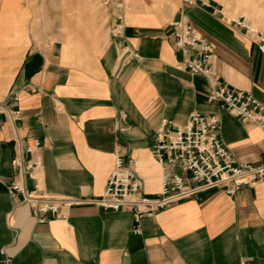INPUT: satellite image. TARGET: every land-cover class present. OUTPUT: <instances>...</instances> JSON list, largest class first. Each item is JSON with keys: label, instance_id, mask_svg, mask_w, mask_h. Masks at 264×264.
Segmentation results:
<instances>
[{"label": "crops", "instance_id": "crops-1", "mask_svg": "<svg viewBox=\"0 0 264 264\" xmlns=\"http://www.w3.org/2000/svg\"><path fill=\"white\" fill-rule=\"evenodd\" d=\"M117 1L0 0V104L19 111L0 113V264H264V181L197 192L142 216L137 233L128 209L82 203L40 221L8 192L38 183L56 197L98 198L119 150L138 194L152 196L163 170L154 132L193 110L219 117L236 162L264 161V128L207 101V79L175 67L172 34L174 21L192 24L218 79L264 105V54L233 22L247 14L264 30V0ZM125 51L136 53L128 63Z\"/></svg>", "mask_w": 264, "mask_h": 264}, {"label": "built area", "instance_id": "built-area-1", "mask_svg": "<svg viewBox=\"0 0 264 264\" xmlns=\"http://www.w3.org/2000/svg\"><path fill=\"white\" fill-rule=\"evenodd\" d=\"M103 1L119 5L117 0ZM186 1L192 3L196 0ZM218 11L222 14L220 9ZM233 22L253 37L257 48L264 54V30L252 26L245 16H239ZM122 26V16L117 14L113 34H121ZM172 34L174 45L182 54L175 67L207 79V101L232 112L241 120L264 128V105L249 90L233 88L218 79L211 66V45L192 24L176 20L172 23ZM189 50L192 51L191 56L187 55ZM129 54L136 56L135 52L125 51L121 56L122 63L130 61ZM0 113L14 119L19 117L18 110H10L1 104ZM220 128V119L216 114L196 110L191 111L182 124L161 119L150 145L151 156L163 168L159 190L152 196L138 194L141 181L133 168L132 159L124 158L119 150L115 153L105 190L98 198H60L43 190L38 183L25 190L15 182L8 192L11 196L19 192L21 200L28 203L31 212L40 221L45 219L44 214L60 216L61 207L82 203H92L104 210L128 209L133 221L132 230L137 233L142 216L153 214L197 192L218 188L233 194L243 185L264 181V161L256 164L236 162L219 137ZM12 164H17L16 158ZM28 175L32 177L30 172ZM238 264H246V261L242 259Z\"/></svg>", "mask_w": 264, "mask_h": 264}, {"label": "rangeland", "instance_id": "rangeland-1", "mask_svg": "<svg viewBox=\"0 0 264 264\" xmlns=\"http://www.w3.org/2000/svg\"><path fill=\"white\" fill-rule=\"evenodd\" d=\"M244 16H245L247 19L250 18L247 14H244ZM232 17H235V15H234V16L232 15ZM252 26L257 27V26H256L255 24H253V23H252ZM262 30H263V29H262Z\"/></svg>", "mask_w": 264, "mask_h": 264}]
</instances>
